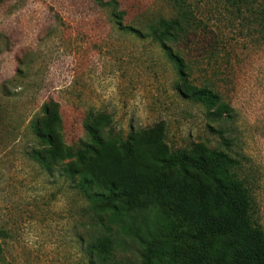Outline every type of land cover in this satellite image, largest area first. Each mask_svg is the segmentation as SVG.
<instances>
[{"label": "rangeland", "instance_id": "rangeland-1", "mask_svg": "<svg viewBox=\"0 0 264 264\" xmlns=\"http://www.w3.org/2000/svg\"><path fill=\"white\" fill-rule=\"evenodd\" d=\"M184 3L192 32L178 49L188 82L216 91L231 120L210 123L179 94L176 68L146 34L174 16L169 0H2L0 264H93L85 247L100 231L97 215L71 181L32 158L41 148L34 125L52 105L70 148L84 139L85 118L102 113L122 138L159 124L171 150L204 142L225 151L248 189L250 221L264 232L263 0ZM113 7L125 13L121 26ZM100 264L135 258L116 249Z\"/></svg>", "mask_w": 264, "mask_h": 264}, {"label": "trees", "instance_id": "trees-1", "mask_svg": "<svg viewBox=\"0 0 264 264\" xmlns=\"http://www.w3.org/2000/svg\"><path fill=\"white\" fill-rule=\"evenodd\" d=\"M169 1L174 16L158 19L146 34L176 68L179 94L201 106L208 122L231 120L216 91L188 82L178 48L192 32V18L184 0ZM258 13L264 26V0ZM124 14L113 7L120 26ZM82 128L78 146H66L56 107L46 108L34 125L41 148L32 158L71 181L97 215L100 231L85 247L91 263L129 249L135 264H264V232L250 221L248 189L225 151L204 142L171 150L159 124L122 138L102 113L88 115Z\"/></svg>", "mask_w": 264, "mask_h": 264}]
</instances>
